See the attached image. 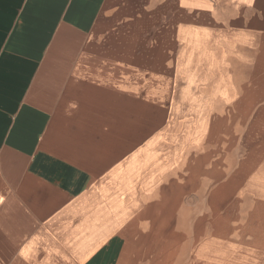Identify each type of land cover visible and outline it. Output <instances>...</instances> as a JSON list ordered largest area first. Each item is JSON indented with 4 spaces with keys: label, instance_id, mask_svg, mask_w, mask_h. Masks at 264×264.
Wrapping results in <instances>:
<instances>
[{
    "label": "crops",
    "instance_id": "0c3cea01",
    "mask_svg": "<svg viewBox=\"0 0 264 264\" xmlns=\"http://www.w3.org/2000/svg\"><path fill=\"white\" fill-rule=\"evenodd\" d=\"M0 264H264V0H0Z\"/></svg>",
    "mask_w": 264,
    "mask_h": 264
}]
</instances>
